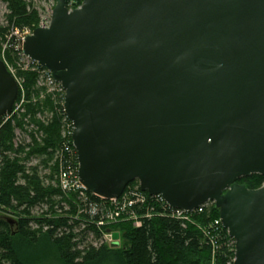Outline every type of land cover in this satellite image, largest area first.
I'll return each instance as SVG.
<instances>
[{"label":"water","instance_id":"95a60500","mask_svg":"<svg viewBox=\"0 0 264 264\" xmlns=\"http://www.w3.org/2000/svg\"><path fill=\"white\" fill-rule=\"evenodd\" d=\"M23 52L65 90L89 193L213 202L233 264H264V186L237 183L264 176V0H57ZM19 93L0 60V119Z\"/></svg>","mask_w":264,"mask_h":264},{"label":"trees","instance_id":"16d2710c","mask_svg":"<svg viewBox=\"0 0 264 264\" xmlns=\"http://www.w3.org/2000/svg\"><path fill=\"white\" fill-rule=\"evenodd\" d=\"M3 1L12 12L11 23L16 26L37 24L36 13L30 14L23 0ZM83 2L67 0V7L75 10ZM6 31L7 28L0 27V36L3 37ZM25 76L29 104L24 107V114L5 123L0 120V210L5 214L0 217V264H31L32 255L46 248L56 252L62 264L233 262L234 253L225 244V232L209 229L210 224L219 219V211L214 205L203 214H194L190 222H184L170 218L158 204L150 201L141 211V228H134L128 220L109 228L121 235L122 250H109L105 245L98 250L91 245L81 248L85 237H82L84 234L79 237L80 233L87 235L91 230L98 238L103 235L94 226L81 231V222L75 221L77 210L73 198L64 195L59 186L55 155L57 151L66 150L62 138L64 110L63 107H54L50 100L29 102L33 101L35 77ZM20 98L21 93L18 100ZM17 131L25 137L19 144L16 143ZM34 159L39 163L35 167L32 164ZM237 183L249 190H257L264 186V176L252 175ZM137 187L139 183L135 181L126 189ZM37 209L41 214L34 215ZM147 213L151 215L149 218ZM76 228L79 234L75 233Z\"/></svg>","mask_w":264,"mask_h":264},{"label":"built area","instance_id":"2783aa9c","mask_svg":"<svg viewBox=\"0 0 264 264\" xmlns=\"http://www.w3.org/2000/svg\"><path fill=\"white\" fill-rule=\"evenodd\" d=\"M28 36H30V33H24L21 32L18 28H12V32L8 39V44H11L12 47H14L17 52H20L22 54V57L26 61H28V66L31 65V70L39 76L40 82L42 84L50 88L57 89L58 92L63 95V98L65 100V90L63 89L61 84L55 81L52 74L42 68L40 65H38V63L30 60L24 55L23 46ZM7 68L17 80L21 93V85L18 79L15 77V75L12 73L8 66ZM62 124L64 132L63 140L66 146V150L65 152L61 150L57 151L55 155V161L59 166V186L64 195L68 196L69 198H73V203L76 206L77 210L76 215L88 217L87 222L85 221L84 224L82 223V221H79L81 222V225L85 228L88 226L96 227L102 232L104 239L110 241L111 245L114 244L115 240L113 236L114 232L110 231L109 228L117 224L118 222L124 220L131 221L133 223L134 228L136 229L141 228L143 225V216L141 215V211L143 209V206H147L150 201L154 202L155 204H158L163 210V213L167 214V216H169L170 218L181 220L184 222H190L194 214H203L214 205L213 202H207L206 204H203L198 209L190 213L184 210L172 208L161 195L150 196L148 194H145L140 190V187L126 189L124 194L119 199L113 200H105L94 194L89 193L80 182V165L78 161V153L76 148L74 147L72 140L74 125L66 115L62 121ZM94 198H97L98 200H94ZM153 210L151 209V211ZM150 216L151 215L147 213V217L149 218ZM75 221H77L76 218ZM104 228L108 231H105ZM209 229H215L216 231L220 230L221 232H225V244H227L230 251L234 253L233 262L229 264H233L235 260L236 242L230 237L229 232L223 227L220 218L212 222L210 224ZM216 246L217 245H215L214 248L215 250H218Z\"/></svg>","mask_w":264,"mask_h":264},{"label":"rangeland","instance_id":"374dc122","mask_svg":"<svg viewBox=\"0 0 264 264\" xmlns=\"http://www.w3.org/2000/svg\"><path fill=\"white\" fill-rule=\"evenodd\" d=\"M27 6H28V12L36 13L37 15V24H32L28 26H16L15 23H11L9 21L12 12L9 10L8 5L3 1L0 0V27L7 28V31L5 35L2 37L0 36V57L6 65L9 67V69L12 71V73L15 75V77L18 79L20 85H21V98L17 101L13 113L11 115H8L7 117L0 119L4 120V123L7 122L9 119H13L14 117H18L22 114H24L25 110L24 107H26L29 103L27 102V92H26V83L27 78L25 75H33L35 77V86H34V94H33V101L29 102H38V101H51L53 106L56 108L63 107L64 105V98L61 93L58 92L55 88H50L48 86H45L40 82L39 76L34 73L31 70V65L28 66V61H26L20 52H17L14 47H12L11 44H8V39L10 37V34L12 32V28H18L21 32L24 33H30L33 34L35 31L34 28H41V27H49L52 20L53 11L57 5V0H23ZM64 108V107H63ZM54 113H51L50 115L53 116ZM52 118V117H51ZM63 131H62V138H63ZM24 134H21L19 131H17V139L16 143H20L23 140ZM28 140V139H27ZM23 142V141H22ZM29 142V141H28ZM33 166H37L38 160L34 159L32 161ZM45 174H42V176H45ZM47 175L49 176L50 173L47 172ZM55 183V182H54ZM34 215L41 214V212L37 209L33 212ZM2 215H5L2 210H0V217ZM77 216V215H76ZM76 220L87 222V218H83L82 216H77ZM82 226V225H81ZM88 228V227H86ZM85 227L82 226V230L84 231ZM113 232V231H112ZM75 233L79 234V230L76 228ZM84 234V235H83ZM85 237L84 243L80 246L81 248H86L87 246H93L95 249H100L102 246H108L109 250H122L123 249V241L121 239L119 240V246L114 248L113 245H111L110 241L107 239L98 238L95 234V232L89 230L87 232V235L85 233H80L79 237ZM107 240V241H106ZM78 241H82V238H78ZM32 253V252H31ZM31 264H62L61 261L58 259V255L56 252H53L51 249H45L43 252L34 253L31 258ZM106 264H115L113 262H107Z\"/></svg>","mask_w":264,"mask_h":264}]
</instances>
